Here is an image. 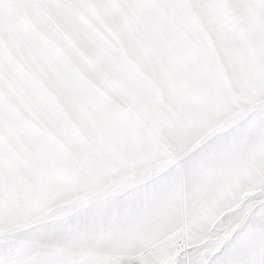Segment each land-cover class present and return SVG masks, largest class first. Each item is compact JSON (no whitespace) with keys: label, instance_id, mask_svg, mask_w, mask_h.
<instances>
[{"label":"snow or ice","instance_id":"obj_1","mask_svg":"<svg viewBox=\"0 0 264 264\" xmlns=\"http://www.w3.org/2000/svg\"><path fill=\"white\" fill-rule=\"evenodd\" d=\"M0 264H264V0H0Z\"/></svg>","mask_w":264,"mask_h":264}]
</instances>
